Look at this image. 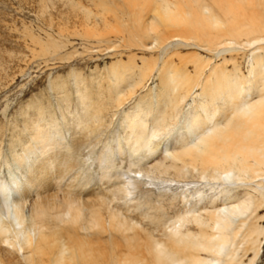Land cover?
Instances as JSON below:
<instances>
[{
	"label": "rangeland",
	"instance_id": "1",
	"mask_svg": "<svg viewBox=\"0 0 264 264\" xmlns=\"http://www.w3.org/2000/svg\"><path fill=\"white\" fill-rule=\"evenodd\" d=\"M127 2L0 0V181L14 176L23 183L34 177L36 163L46 157L44 161H53L51 172H58L51 181L57 200L65 192L75 199L73 204L78 195H103L108 207L105 216L107 210L118 209L120 218L128 216L144 225L148 215L160 214L166 220L178 215L181 202H170L174 187L199 180L197 169L189 168L186 175L177 177L171 170L156 172L152 164L170 154L165 148L177 144L174 137L189 139L190 113L210 101L216 91L204 88L208 81L228 76L244 85V99L253 97L247 84L257 69L255 61L264 57V40L246 42L243 35L235 43L209 46L177 36L155 42L150 32L151 37L141 44L130 21L140 7ZM196 68L202 69L200 75ZM165 71L190 79L187 97L166 130L158 131L150 155L127 151L122 137L129 133V120L142 109L164 107L159 79ZM228 103L229 94L211 103L212 109L220 111L213 122L222 120ZM153 118V114L149 116V124ZM210 122L205 124L210 127ZM49 124L52 143L43 149L33 143L31 132ZM30 139L32 144H28ZM25 153L29 157L22 162ZM65 162L73 163L75 169L66 172ZM137 167L142 168V178L125 197L121 195L122 181L132 177L131 169ZM8 192L17 191L11 185ZM36 196L33 192L32 199ZM65 213L63 217H68ZM258 223L264 226V219ZM108 238V233L101 236L102 242ZM10 254L0 250L1 264H26L21 252ZM250 257L249 250L243 262ZM258 257L255 264H264V244Z\"/></svg>",
	"mask_w": 264,
	"mask_h": 264
},
{
	"label": "bare ground",
	"instance_id": "2",
	"mask_svg": "<svg viewBox=\"0 0 264 264\" xmlns=\"http://www.w3.org/2000/svg\"><path fill=\"white\" fill-rule=\"evenodd\" d=\"M127 1L140 7L130 21L141 44L151 37L150 32L155 42L177 36L198 39L209 46L222 41L235 43L243 35L246 42L264 40V0ZM263 59L255 61L257 69L247 84L252 88L251 96L255 93L253 97L244 99V85L228 76L208 81L204 88L218 93L212 92L210 101L190 113L189 139L174 137L177 144L165 148L170 154L152 164L156 172L171 170L177 177L186 175L189 168L198 170L195 184L174 187L170 202L180 201L182 205L174 218L148 215L149 221L138 225L128 216L120 218L118 209L113 208L105 216L108 207L103 195L93 194L91 198L85 193L88 198H80L77 194L78 202L73 204L75 199L65 192L59 201L56 192H51V181L58 172H51L53 161H44V157L36 163L34 177L25 179L24 184L14 176L10 181H0V250L9 255L21 252L26 264H255L264 244V226L258 223L264 219L260 213L264 210ZM196 70L200 75L202 69ZM172 73L165 71L159 79L164 107L142 109L126 125L129 133L122 138L127 151L150 155L158 131H165L168 122L176 118L190 79ZM226 94L230 103L225 105L222 120L213 122L220 111L212 109L211 103ZM114 98L117 103L119 93ZM207 120L212 122L210 127L205 124ZM51 126L31 132L33 140L28 144L33 141L44 149L52 143ZM25 157H29L27 153L22 162ZM63 168L69 172L75 165L67 162ZM131 170L133 176L122 181L121 195L125 197L142 178V168ZM243 181L246 183L240 185ZM11 185L17 192H8ZM63 212L68 217H63ZM106 233L109 238L102 242ZM249 250L252 257L244 263L243 256Z\"/></svg>",
	"mask_w": 264,
	"mask_h": 264
}]
</instances>
